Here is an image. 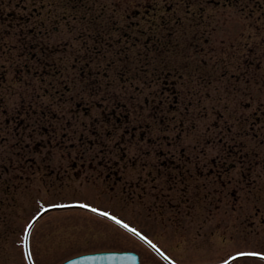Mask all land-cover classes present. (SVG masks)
<instances>
[{
	"label": "rangeland",
	"instance_id": "1",
	"mask_svg": "<svg viewBox=\"0 0 264 264\" xmlns=\"http://www.w3.org/2000/svg\"><path fill=\"white\" fill-rule=\"evenodd\" d=\"M243 7L246 8L243 10ZM248 8L252 12L250 16L245 15ZM263 14L264 0H0V157L2 161L12 162L8 170L3 164L6 162L0 163L2 184L4 180L12 183L10 191L0 187V198L4 201L0 205V219L9 223V232L0 236V264H26L22 250L23 229L41 208L77 201L91 203L97 191L107 188L105 183L99 185L100 178L96 177L99 179L97 183L92 177V172L99 169H86L83 175L79 170L74 171L66 178L64 168L71 165L73 159L89 160L99 151V146L90 142L87 136L92 120L97 121L93 129L98 135L113 134L112 129L116 125L126 128L139 122L137 112L132 108L144 107L148 118L144 123L148 124L153 122L149 120L153 114L148 112L159 110L161 105L173 104L172 95L167 97L157 93L165 83L172 84V80L167 78L168 70L176 73L181 86L179 90L188 91V100L182 97L178 114L174 113L178 119L171 125L172 131L183 142L181 145L186 146L185 142H188V153L204 157L220 154L219 157L223 158L226 155L224 151L220 152L219 142L234 144L230 139L233 132L240 140L235 153H229L225 159V164H232L224 184L211 177L200 179L206 186L217 189V193L222 190L217 195L213 192L215 200L219 197L220 209L199 206L189 209L188 216L181 214L188 218V226H204L201 233L197 227L188 230V264H208L221 258L227 260L228 255H234L236 250H264V128L259 130L258 125L253 126L247 120L253 128L251 131L245 127L224 129L227 127L222 124L228 118L241 120L249 113L251 116L252 106L249 104L254 102L245 94L250 84H246L244 79L250 73L244 72L245 67L239 66L232 58L223 56L216 47L219 31L226 29L237 33L244 28L242 22L248 24L249 30L259 33L251 38V44L264 42ZM255 19L257 25L263 27L258 29L254 25ZM115 25L119 31L111 30ZM237 26H240L238 31ZM138 30L144 32L141 39ZM92 32L100 41H96L99 44L97 48L88 49L92 46L89 38ZM118 37L121 40L118 39L116 44ZM111 38H114V46H106ZM44 44H47L45 50L41 49ZM59 46L66 48L60 55L55 48ZM244 53L241 51L240 54ZM74 57L77 61L72 62ZM95 57L114 59L118 66L85 62ZM67 59L66 63L57 62ZM169 60H182L183 64L188 60V74L184 67H177ZM47 61L50 64L44 66ZM95 79L102 85L97 90L98 95L93 88ZM142 79L144 91L138 94L136 87L138 80ZM129 84H132L133 91ZM106 85L116 90L114 95L127 92L128 97L122 99L117 112L125 104L124 112L131 113L113 114L111 125L107 116L94 107V103L105 100ZM77 91L82 95L76 98L81 102L82 111L84 105L93 104L94 111L88 116L79 108L75 110L73 99ZM32 95H37V98H31ZM31 100H38L45 106L41 105L38 110L35 108L37 105L34 106L33 111L26 115L29 120L27 129H19L20 134L17 128L22 117L18 112H29L26 107H30L28 103ZM187 102L188 112L185 108ZM257 107L264 108V98L259 97ZM46 115L64 120L69 116L73 123L68 129L46 127L43 122ZM118 117L122 122L116 124ZM262 117L261 124H264V115ZM187 118L188 122L185 121ZM125 119L129 123L123 122ZM161 122L160 117H155L154 128L148 129L151 131L148 135L154 133L153 139L162 128ZM255 134H259L261 141L257 153L253 150L254 142H251ZM65 136L70 142H61ZM18 138L23 140L17 142ZM34 144L41 152L32 155L31 159L14 156L31 155L30 148ZM48 144L53 147L49 150V157ZM193 144H197L194 151ZM55 146L64 148L57 152ZM26 160L25 164L31 165V169L24 166ZM255 160L259 165L252 190L247 176ZM188 167L191 169L194 164L188 163ZM240 173L243 178H239ZM42 174L48 176V187ZM125 188L124 185L123 193L122 189L104 190L99 197L107 201L103 204L109 205L110 210H102L111 211L120 219L123 216L154 218L153 210L150 213L154 216L145 215L146 208L140 212L129 207V211H125L126 206L121 200ZM11 197H15V203L10 201ZM221 218L227 223L209 237L213 226L201 224V220L214 222ZM192 219L200 222L190 224ZM0 230L2 235V227ZM44 232L48 235L47 244ZM139 245L132 236L106 219L76 208L48 212L34 226L31 234L36 264H59L69 257L90 251L144 250ZM235 264H254V261L238 260Z\"/></svg>",
	"mask_w": 264,
	"mask_h": 264
},
{
	"label": "flooded vegetation",
	"instance_id": "2",
	"mask_svg": "<svg viewBox=\"0 0 264 264\" xmlns=\"http://www.w3.org/2000/svg\"><path fill=\"white\" fill-rule=\"evenodd\" d=\"M247 7V6H246ZM243 7V10L246 8ZM245 13V12H244ZM252 12L248 8V12L245 15H251ZM264 15V14H263ZM110 23V21H108ZM244 24L243 29H239L240 26H237V31H227L224 29V31H219L218 34V43L216 47L219 49V51L222 52L223 56L232 58L233 61H236V63L239 66L245 67L243 69L244 72H249L250 75L248 78L244 79V82L247 84L249 83V89L246 91L245 94L254 102V104H249L252 106V113L250 116V113L248 116L244 117V119H239L238 117L235 119L230 120L227 119L225 125L227 128L224 129H232L235 127L238 128H244L247 131L253 130V128L250 127L249 123H247V120L250 122L251 125L256 126L259 128V130L263 127L264 124L262 123V115H264V108L257 107V100H259V97L264 98V42L259 43H253L251 44V38L258 34V31L255 32L253 30L248 29V24L246 22H242ZM248 23V22H247ZM254 25L258 27L257 25V19L254 20ZM114 31H119V28L115 25L113 27ZM133 30V29H132ZM140 33V30H138V33ZM264 33V28L262 29V34ZM144 32L141 31L139 34L140 39L143 37ZM109 36L113 37L112 34H109ZM121 36V35H120ZM89 38L92 39V46H89L90 48H97L99 44H96V41L98 40V36L96 33L92 32L89 33ZM114 38L108 39V44L106 46L113 47ZM121 40L120 37L115 39V43L117 44V40ZM209 39V38H207ZM27 45V44H26ZM32 45V44H31ZM29 44V46H31ZM47 44H44L41 48L45 50V46ZM28 46V45H27ZM58 49L59 55L61 52H65V49L62 46L55 47ZM49 48V50H51ZM73 50V49H72ZM241 51H245L244 54H240ZM66 56H64L65 58ZM69 60H58L59 63H66ZM71 61H77V58H71ZM177 67H184V71L188 74V60L185 61L183 64L182 60H169ZM49 61L45 62L44 66H47L50 64ZM72 62H69L70 64H73ZM86 63L92 62L95 64H113V66H118L114 59H103V58H88ZM132 63V60L129 61ZM176 63V64H175ZM58 64V63H57ZM73 66H75L73 64ZM246 66L248 69H246ZM172 69V68H170ZM169 74L167 75V78H170L172 80V84L165 83L164 88H161L157 93L158 95L167 96L170 97L172 95L174 101L173 104H166L161 105L160 109L154 112H148L149 114H153L152 118L149 120H152V123L145 124L144 120L148 119L146 110L144 107H135L132 108V110H135L138 115V123H136L135 126L129 127L128 125L125 127H121L122 125H116L122 122L121 118H116V127H113L112 131L113 134H110L107 132L104 135H98L96 130L93 129V124H95L97 121L92 120V128L90 132H88V140L92 143H94L96 146H99V151L93 155L90 156V159L87 160L85 158H77L72 160V164L68 167L64 168V173L66 174V178L70 177V174L74 171H78L84 174V170L86 169H99L94 170L92 172V177L95 180V182L99 183V179H101L102 183L106 184L107 188H101V191H97L94 197L91 199V204L96 207H100L101 209H108L109 205L103 204L106 200L100 198L99 196L101 193H104V190H121L123 193V186L125 185V194L124 197L121 199L123 200V205L126 206L125 211H129L127 208H135L137 211H143L145 208L147 214L145 215H153L151 210L155 212L154 218H144L140 216H135L136 218H126L123 216V220L125 223L129 224L131 227L136 228L138 232L143 233L145 236L149 238V240L152 241V243L161 250V252L164 253V256L171 257L173 260L176 261V264H188V230H192L194 227H197V230L199 233L202 232L201 229H203V225H189L188 226V218H185L184 216H188V210L191 208H197L199 206H202L204 209L206 208H212L214 210L220 209V201L219 197L215 200V195L219 194L222 190H219L217 193V189L214 187H208L204 183L200 182L201 177H211L218 180H221V182L224 184L225 179L227 178V172L230 169V165L232 164H225L227 159V156L232 153H235V146L240 145V140L238 139V136L235 134V132L231 135V140L234 142V144H231L230 142H224L227 144V146L231 147H225L226 144H223V142H219L220 144V152L225 153V157L221 158L216 155H210V156H198L194 155L193 153H188V142L186 143V146L181 145L180 140L178 139V136L172 131V122L176 121L178 118L174 115V113L178 114L177 109L180 107L179 105L183 102L182 97L185 98V100H188V91H180L181 89L180 83L177 82L176 73L171 72V70L167 71ZM171 73V75H170ZM175 75V76H174ZM178 75H181L183 77L182 73H179ZM106 76V75H105ZM138 78H142L140 75H137ZM80 77V76H79ZM134 78V76H132ZM120 79V76L117 78V80ZM167 80H164L166 82ZM111 82V80L109 81ZM133 82V81H131ZM95 84H98L97 86ZM89 87H92L91 85ZM88 88V87H87ZM93 88L96 95H98L97 90H100L102 88V85L97 82L95 79L93 81ZM106 90L105 92V100L98 101L94 103V107L99 109L101 111L100 114H105L108 118L109 125H111L112 122V115L118 114V115H125V114H131L124 112V108L127 107L125 104L122 106L120 112H117L120 108L118 107L122 103V99L127 98V92L124 91L123 93H120L119 95L115 94V89H113L112 86H104ZM129 88L132 90V84H129ZM137 93L142 94L144 91V81L138 80L137 85ZM189 88V84H188ZM70 89V88H69ZM133 91V90H132ZM202 93V91H197ZM195 92L194 95L197 93ZM108 93V94H107ZM193 95V96H194ZM78 97H81L80 93L77 91L75 98L73 95V100L75 102V110L77 108L80 109V111L87 115L94 111L93 104L89 102L88 105H84L83 111L80 106V101L76 99ZM205 95H203L204 97ZM42 97V96H41ZM31 98H37V95H32ZM56 99V98H55ZM104 99V98H103ZM116 99V102H113V100ZM57 100V99H56ZM32 102L28 103L30 104V107H26V109H30L29 112L24 113L22 111H19L18 113L22 118L18 120L19 128H17V131L20 133L19 129H27L28 126V114H30L34 106L36 110L41 108V105L45 106L44 103L38 101V100H31ZM58 101V100H57ZM59 103V102H58ZM0 104H2V101L0 99ZM248 104V103H247ZM184 105V104H183ZM187 112H188V102L185 106ZM72 106L70 110H72ZM161 114V115H160ZM155 117L161 118L162 122V128L158 131V135L152 138V135H148L151 131L148 129L154 128L155 123ZM185 121L188 122V118L185 119ZM43 122L46 127L54 126L58 128H64L68 129V127H71V124L73 123L72 119L67 116L66 119L57 118L54 116L43 117ZM125 123H129V120H123ZM180 123V121H179ZM150 124V125H149ZM188 125V124H187ZM248 125V128H247ZM223 129L224 135H226L225 130ZM21 134V133H20ZM253 135V134H252ZM256 135V134H255ZM255 135L253 136V140L251 142H254L253 150L254 153H257V146L260 141L259 134L256 135L259 137V139H256ZM218 136L222 139V136L220 133H218ZM242 136V135H240ZM238 139V140H237ZM23 139L18 138L17 142H21ZM61 142H70L68 137H64V139ZM42 143V142H40ZM58 145L62 143H57ZM146 144L147 147L146 148ZM48 157H49V150L53 147H50V144H48ZM193 151L195 150V147H197V144H193ZM243 145V143H242ZM64 147L58 148L55 146V150L57 152L61 151ZM226 148V149H225ZM234 149V150H233ZM233 150V151H232ZM31 155L25 154H16L14 155L18 159H22V157L31 159L34 154H39L41 152L40 149H37L36 145L32 146L30 148ZM21 153V152H19ZM255 156V155H254ZM234 157V156H233ZM202 158L205 160L202 161ZM219 158V160H218ZM17 159V160H18ZM28 160L24 161L23 164L25 167H28L31 169V165H27L25 163L28 162ZM6 162V163H3ZM0 163H3L5 166V170L11 168L12 162L4 159L2 161V157H0ZM188 163H193L194 167L191 169L188 167ZM86 164V165H85ZM85 165V166H84ZM259 165V162L255 160L252 162L251 170L249 171V175L244 174V176H247L249 178V184L251 186V189L253 190V186L255 184L256 177V169ZM2 164H0L1 168ZM47 167L45 166V169ZM50 173L52 171L50 170ZM78 173V172H76ZM81 175V174H77ZM130 175V176H129ZM43 177H46V184L47 187L49 185L48 182V176H45L42 174ZM128 177H133L131 179H128ZM239 178H243V175L240 173ZM0 187L2 190L10 191L12 187V183L8 182L7 180L3 181V184L0 179ZM109 188V189H108ZM13 191V190H12ZM215 191V195L213 192ZM13 194V193H7V195ZM203 199V203L201 202ZM134 200V201H133ZM10 201L15 203V197H11ZM1 202H4L2 198H0V205ZM107 202V201H106ZM111 206V205H110ZM218 207V208H217ZM1 211V210H0ZM145 213V212H144ZM143 213V214H144ZM118 214V213H117ZM142 214V215H143ZM181 214H184L181 215ZM1 215V214H0ZM121 216V215H119ZM122 217V216H121ZM22 219H19L18 221H21ZM4 219H0V227L3 229V233L0 236H5L4 233L9 232L8 231V224L7 222H4ZM197 220H191L190 224H198ZM207 223L212 224L213 228L209 230V237H212L215 235L219 230H221L222 226H225L227 223L225 219H216L214 222L208 221V219L201 220V224L207 225ZM252 223V221H251ZM224 224V225H223ZM253 225V224H252ZM118 227L119 230L126 232L130 236L133 237L134 241L139 243V246H142L144 250L138 251L131 249L132 251L137 252L138 254V264H170V262L162 256L160 253L154 251L150 246L145 244L143 241L138 239L136 236L132 235L125 229L121 228L118 225H115ZM13 232V229H11ZM16 232V230H14ZM46 232V231H45ZM44 232V242L47 244L48 235ZM1 233V230H0ZM204 236V235H203ZM232 236V234H231ZM213 240V239H212ZM130 246H133L132 243H130ZM47 247V246H46ZM128 250V249H126ZM254 252H264V250L260 251L259 249H253ZM247 260V259H243ZM250 261H254V264H264V261L260 259H249ZM238 260L234 261L232 264H235ZM240 261V260H239ZM218 261H213L210 263H214ZM209 263V262H207Z\"/></svg>",
	"mask_w": 264,
	"mask_h": 264
},
{
	"label": "water",
	"instance_id": "3",
	"mask_svg": "<svg viewBox=\"0 0 264 264\" xmlns=\"http://www.w3.org/2000/svg\"><path fill=\"white\" fill-rule=\"evenodd\" d=\"M73 206L81 207L80 204H74V205L65 206V207H73ZM57 208H62V207H47L44 209V211L41 212L40 216L49 210L57 209ZM86 209H88V208H86ZM89 210H91V209H89ZM39 217H37V219ZM36 220L32 221L31 226H28V234H27V236H25L26 256H27V253H29V250H28L29 231H30L32 225L35 223ZM242 257H262V256H242ZM236 258H240V257H234V259H236ZM129 259H130V254H128V253H98V254H90V255L80 256L78 258H75L73 260L66 262L65 264H137L136 258H134V260H132V261H129ZM27 260H28L29 264H33L32 260L29 259L28 256H27ZM230 261H232V260H229L228 263Z\"/></svg>",
	"mask_w": 264,
	"mask_h": 264
},
{
	"label": "snow or ice",
	"instance_id": "4",
	"mask_svg": "<svg viewBox=\"0 0 264 264\" xmlns=\"http://www.w3.org/2000/svg\"><path fill=\"white\" fill-rule=\"evenodd\" d=\"M76 203H79L81 207L83 208H88L91 209L93 212H97L100 213L101 215L110 218L113 221H116V223L120 224L121 226L128 228L129 231L136 233L137 235H140L141 238L143 240H145L146 242H148L149 244L152 243L151 240H149V238L147 236H145L143 233L138 232L136 228L131 227L129 224L125 223V221L123 219H119L116 215H113L111 212L108 211H103L100 207H94L91 203H83L80 201H77ZM48 207H65V205H53V204H49ZM44 211L43 208L40 209V211H37L36 214L34 216H32L31 220L28 221V225L31 226L32 221L36 220L37 217L40 216L41 212ZM25 236H27L28 234V228H24L23 229ZM26 243V240H25ZM155 247V245H153ZM159 250V249H158ZM162 255H164V253H161ZM27 256L29 259H31V253H27ZM242 256H264V252H241L239 250H236L234 252V255H228V259L225 260L223 258H221L217 264H228L229 260H233L234 257H242ZM166 259L170 260V264H176V261L173 260L171 257L166 256Z\"/></svg>",
	"mask_w": 264,
	"mask_h": 264
}]
</instances>
